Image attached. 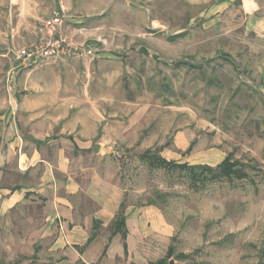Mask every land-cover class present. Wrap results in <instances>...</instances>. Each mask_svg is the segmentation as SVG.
<instances>
[{
  "label": "rangeland",
  "instance_id": "rangeland-1",
  "mask_svg": "<svg viewBox=\"0 0 264 264\" xmlns=\"http://www.w3.org/2000/svg\"><path fill=\"white\" fill-rule=\"evenodd\" d=\"M192 14L177 0H0V68L58 15L67 41L92 51L66 61L109 131V158L88 164L116 181L125 206L152 207L170 228L149 242L151 261L264 264V91L242 69L254 42ZM145 154L212 168L229 157L247 177L159 169ZM12 243L0 239V264L15 260Z\"/></svg>",
  "mask_w": 264,
  "mask_h": 264
},
{
  "label": "crops",
  "instance_id": "crops-1",
  "mask_svg": "<svg viewBox=\"0 0 264 264\" xmlns=\"http://www.w3.org/2000/svg\"><path fill=\"white\" fill-rule=\"evenodd\" d=\"M177 1L193 13L191 24L222 18L227 33L238 28L240 40L254 42L242 69L264 91V0ZM75 77L66 58L42 69L0 68V239L13 242L12 264L153 263L149 242L170 228L152 207L126 205V253L121 235H111L123 191L88 164L109 158L100 154L109 131Z\"/></svg>",
  "mask_w": 264,
  "mask_h": 264
},
{
  "label": "built area",
  "instance_id": "built-area-1",
  "mask_svg": "<svg viewBox=\"0 0 264 264\" xmlns=\"http://www.w3.org/2000/svg\"><path fill=\"white\" fill-rule=\"evenodd\" d=\"M62 19L53 15L45 19L40 29V39L14 52L16 69H34L47 63L73 56L91 55L83 46H73L62 34Z\"/></svg>",
  "mask_w": 264,
  "mask_h": 264
},
{
  "label": "trees",
  "instance_id": "trees-1",
  "mask_svg": "<svg viewBox=\"0 0 264 264\" xmlns=\"http://www.w3.org/2000/svg\"><path fill=\"white\" fill-rule=\"evenodd\" d=\"M183 34H179V35H174L171 36L169 39L173 40L176 37H180ZM181 64L180 62L177 63L175 65V67H179ZM191 151V148H189L187 150L186 153H189ZM142 158H145L146 160H148V163L151 167H155V168H159V169H180V170H193V169H201L202 172L206 175H210V179L212 180H220V179H244L247 177V174L242 172V170H240L239 168L237 169V164L234 162H231L229 157H226L221 163H219L215 168H212L210 166L207 165H196V166H189L186 163L183 164H178L175 163L173 161H167L164 158L157 156H150L148 154H145L144 156H142ZM203 174V175H204ZM205 181L208 180L206 176H204L203 178ZM125 205L122 202V204L120 205L118 214L116 215L113 224H112V232L111 235H115V234H120L124 243H123V247H124V251L126 253V244H125V238H126V230H125V216H124V209H125ZM94 238V235H92V237L88 240L91 241ZM150 264H154V263H150ZM155 264H170L167 263L164 260H160Z\"/></svg>",
  "mask_w": 264,
  "mask_h": 264
},
{
  "label": "water",
  "instance_id": "water-1",
  "mask_svg": "<svg viewBox=\"0 0 264 264\" xmlns=\"http://www.w3.org/2000/svg\"><path fill=\"white\" fill-rule=\"evenodd\" d=\"M100 154H101L102 156H107V155L109 154V152H108V150H106V149H104V148H101V149H100Z\"/></svg>",
  "mask_w": 264,
  "mask_h": 264
}]
</instances>
